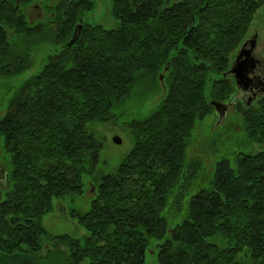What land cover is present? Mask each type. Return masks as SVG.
<instances>
[{
  "label": "trees",
  "instance_id": "trees-1",
  "mask_svg": "<svg viewBox=\"0 0 264 264\" xmlns=\"http://www.w3.org/2000/svg\"><path fill=\"white\" fill-rule=\"evenodd\" d=\"M33 1L0 0V77L30 66L32 41L58 46L0 116L12 180L0 200V264H45L42 238L67 248L62 264H145L150 238L162 240L157 264H264V150L238 154L235 166L219 160L173 226L161 214L196 121L213 112L210 99L232 94L223 72L264 0H110L119 24L109 29L83 19L92 0H58L32 24ZM161 85L156 109L128 123L132 148L78 214L88 233L49 235L41 218L53 198L81 192L82 175L95 172L94 127L135 89ZM242 123L264 147V101L245 107Z\"/></svg>",
  "mask_w": 264,
  "mask_h": 264
},
{
  "label": "rangeland",
  "instance_id": "rangeland-1",
  "mask_svg": "<svg viewBox=\"0 0 264 264\" xmlns=\"http://www.w3.org/2000/svg\"><path fill=\"white\" fill-rule=\"evenodd\" d=\"M57 1L36 0L31 2L25 9L26 19L32 24L46 20L50 7L54 6ZM92 1L94 7L83 14V19L90 23L100 24L107 29L117 27L119 22L111 13V1ZM252 29L258 34L255 50L264 56V4L255 12L247 34ZM9 38H12L10 34ZM32 42L29 47L30 66L14 76L0 77V116L3 115L15 90L28 77L40 71L49 55L58 51L57 44L47 39L46 36ZM238 47L239 45L233 50L231 58ZM19 49L17 47L16 51ZM164 89L162 85L151 89L147 86L135 89L134 97L127 102L125 108L114 109L115 117L111 122L94 127L95 136L102 142L95 172L82 175L81 192L53 198L52 210L41 218V224L49 235L68 234L78 238L88 233L80 222L78 214L87 211L90 207L102 176L114 172L123 156L132 148L134 139L128 123L134 118L147 116L155 110L164 95ZM237 108L232 105L221 119H218V114L214 110L202 120L196 121L187 139L180 178L168 195L167 205L161 212L169 226H173L182 219L191 195L211 186L215 166L219 160L228 159L230 165L235 166V158L238 154L264 150L262 144L247 139L242 123L244 107L240 111ZM114 137H118L120 142H115ZM10 170L9 157L4 151L0 137V200L12 187ZM161 241L155 238L149 239L144 255L145 264H157L158 246L156 244ZM42 242L50 247H43L41 260L45 264H62L67 248L53 242L52 239L42 238Z\"/></svg>",
  "mask_w": 264,
  "mask_h": 264
},
{
  "label": "flooded vegetation",
  "instance_id": "flooded-vegetation-1",
  "mask_svg": "<svg viewBox=\"0 0 264 264\" xmlns=\"http://www.w3.org/2000/svg\"><path fill=\"white\" fill-rule=\"evenodd\" d=\"M257 38V32L252 29L242 39L223 72L227 82L233 86L232 96L222 101L227 105L225 114L232 105L240 111L243 107L264 101V56L255 50ZM231 68L233 71H230ZM46 246L50 247L48 244L43 245Z\"/></svg>",
  "mask_w": 264,
  "mask_h": 264
},
{
  "label": "water",
  "instance_id": "water-1",
  "mask_svg": "<svg viewBox=\"0 0 264 264\" xmlns=\"http://www.w3.org/2000/svg\"><path fill=\"white\" fill-rule=\"evenodd\" d=\"M81 26H82V24L79 23L75 27L74 32H73V36H72L69 44H71L72 42H74V40L78 37V34H79V31H80ZM230 71H233V68H231ZM163 72L159 75L160 81H162V79H163ZM211 104L213 105L214 109L216 110L219 119H221L224 116L225 112H226L227 105L225 103H223L221 101H217V100H212L211 101ZM114 141L117 142V143H119L120 142V139L118 137H114Z\"/></svg>",
  "mask_w": 264,
  "mask_h": 264
},
{
  "label": "bare ground",
  "instance_id": "bare-ground-1",
  "mask_svg": "<svg viewBox=\"0 0 264 264\" xmlns=\"http://www.w3.org/2000/svg\"><path fill=\"white\" fill-rule=\"evenodd\" d=\"M224 74V73H223ZM212 101V100H211ZM211 101H210V104H211ZM218 101V100H217ZM222 102V101H221ZM224 103V102H223ZM226 104V103H225Z\"/></svg>",
  "mask_w": 264,
  "mask_h": 264
}]
</instances>
